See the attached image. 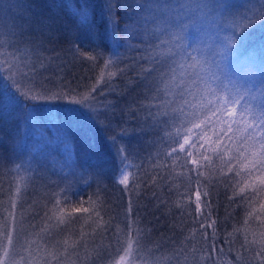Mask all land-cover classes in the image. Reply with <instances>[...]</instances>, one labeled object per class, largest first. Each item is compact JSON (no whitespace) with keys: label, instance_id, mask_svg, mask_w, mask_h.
<instances>
[{"label":"trees","instance_id":"trees-1","mask_svg":"<svg viewBox=\"0 0 264 264\" xmlns=\"http://www.w3.org/2000/svg\"><path fill=\"white\" fill-rule=\"evenodd\" d=\"M236 1H208L204 9L200 0H113L119 20L113 40L111 29L105 34L99 24L105 0H32L39 12L24 33L31 39L25 42L30 53L38 46L30 87L47 95L27 105L10 100L8 74H0V242L11 234L16 246L26 235L57 227L52 234L59 241L91 236L96 247L84 245L86 264H112L128 239L139 241L135 264H258V247L251 242L264 239L259 181L250 180L242 196L233 192L239 178L222 175L220 160L213 158L199 176L169 166L171 115L159 114L152 78L142 73L150 67L146 45L138 33L129 40L124 32L143 14L125 4L135 9L141 2L150 14L185 25L182 43L196 57L193 71L240 91L258 112L264 107V4L252 9ZM152 3L161 10L147 6ZM247 6L255 23L242 17ZM84 11L90 19L95 15L98 40L87 38L79 15ZM201 20L220 31L214 47L200 40ZM81 52L96 58L86 60ZM93 87L86 102L71 103ZM57 93L66 95L58 100ZM122 172L129 174L127 189L118 183ZM195 188L208 193L201 202L203 216L195 211V197L189 199Z\"/></svg>","mask_w":264,"mask_h":264},{"label":"snow or ice","instance_id":"snow-or-ice-1","mask_svg":"<svg viewBox=\"0 0 264 264\" xmlns=\"http://www.w3.org/2000/svg\"><path fill=\"white\" fill-rule=\"evenodd\" d=\"M2 3L3 0H0V4ZM145 6L146 3L141 2L133 9L131 5L125 4L127 10L135 12L136 9H140L143 14L126 25L124 32L129 40L133 39L132 33H138L139 43L146 45L143 50L150 53L147 59L150 67L143 68L142 73L145 79L152 78L150 90L155 92L152 100L158 101L155 104L158 111L163 110L159 114L171 115V127L175 131L171 133L173 138L165 151V159L170 162L169 166L194 171L199 176L202 174L201 170H206L215 158L223 165L219 169L222 175L239 178L233 188L234 194L243 196L246 189L252 186L249 181L253 178L259 181V187L255 191L264 190V107L258 112L253 111L248 106L243 93L229 88L223 82L217 84L215 80L193 71L197 65L196 57L182 43L185 25L177 27L170 22V17L150 14L145 10ZM147 6L155 11L161 10L158 3ZM119 7L120 4L116 3L115 8ZM79 15L81 23H86L88 26L87 38L98 40L99 35L95 31L98 22L95 15L93 14L91 19L88 11ZM261 22H264V18ZM249 23H255V17H250ZM99 24L103 26L105 34L111 29L112 38L116 39L119 20L113 0H105ZM3 35L4 33L0 32V36ZM4 44L5 41L0 40V48H3ZM36 47L38 46L33 45V55H36ZM19 51L20 49L17 48L16 52ZM28 51V48H25L24 56L20 59H26ZM80 54L86 60L96 58L91 52ZM12 56L11 61L5 59L0 62V74H8L7 90L11 93L9 99L18 100L25 105L30 101L42 99L47 94L36 92L30 87L35 75V64L29 72H20L16 53H12ZM37 59L43 67L42 59L39 56ZM108 63L111 61H108L105 67ZM2 80L4 76L0 75V81ZM95 90L93 87L88 96L83 97L82 100H73L71 103L83 104ZM54 95L59 100L64 99L66 94ZM121 177L118 183L127 189L130 183L129 174L122 172ZM207 195L208 193L195 188L189 196L190 200L195 197V211L202 216L204 213L201 202ZM59 205L60 201L57 200L54 209ZM73 211L88 212V209L76 208ZM212 223L214 222L209 223V227ZM4 240L6 243L0 242V264H28V258L24 256H21L19 261L15 260V256L20 253L15 251L11 234H6ZM251 243L257 244L258 264H264V239L253 240ZM138 244V240L131 239L126 241V246L121 244L116 256L113 257L112 264H135L138 251L135 245ZM60 260L58 253L51 251L45 258L44 264H53V262L60 264Z\"/></svg>","mask_w":264,"mask_h":264},{"label":"rangeland","instance_id":"rangeland-1","mask_svg":"<svg viewBox=\"0 0 264 264\" xmlns=\"http://www.w3.org/2000/svg\"><path fill=\"white\" fill-rule=\"evenodd\" d=\"M208 1L211 3H216V1L219 0H200L201 4L204 3V6L202 4L203 8L207 6L206 4L209 3ZM224 1L232 3L237 2L236 0ZM243 1L245 3L248 2L249 6H252V4L255 3L258 5L264 4V0ZM183 2L184 5L185 1ZM200 2H197L196 7H200ZM187 6L193 7V3L189 1ZM249 6L243 10L245 11V16L242 17L245 20L252 17V14H248ZM36 11L37 10L32 5V0H3V3L0 4V32L4 33L3 36H0V40L5 41L4 47L0 48V62H3L5 59L11 61L13 59L12 53L15 52L16 57L18 58L17 65L20 72H27L29 69H31L30 66L32 63H35L36 61L33 57V54L30 53V46L25 43L31 41V39L26 38L24 35V33L29 29V19L32 17V15H37V12H39ZM216 14H218L217 11ZM185 15L186 12L183 11L181 17ZM203 20H201L202 24L199 29V37L202 36L200 40L204 43V47H214L217 42L216 39L220 35V31L215 27L214 24L211 25V23H206V21L203 22ZM21 33H23V35H21ZM17 48L20 49L19 52H16ZM25 48H28L29 50L28 57L26 59H20L24 56L23 50ZM25 64L28 66L25 67ZM16 228L19 229V227ZM55 229H57V227H45L43 228L41 234H37L38 236L33 234L32 236L26 235L27 238H23L22 240L17 239L18 241L15 248L18 250L20 255L28 258V264H44L45 258H47L48 253L51 251H56L58 253V255L61 257L60 261L62 264H72L74 261L83 262L84 264L88 263L87 259H83L85 256L82 254L87 252L84 246L85 244H88L91 247H96V244L91 241V236L89 235L87 237L86 234V237L83 236L79 240H65L63 242L59 241L60 239H56L55 235L52 234V230ZM37 258L38 260L36 261ZM15 260L19 261L20 259L15 257Z\"/></svg>","mask_w":264,"mask_h":264}]
</instances>
